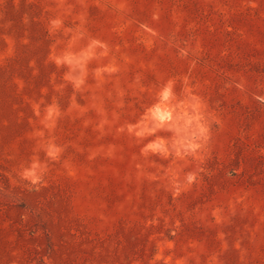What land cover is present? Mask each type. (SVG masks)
Instances as JSON below:
<instances>
[{"label": "rangeland", "instance_id": "obj_1", "mask_svg": "<svg viewBox=\"0 0 264 264\" xmlns=\"http://www.w3.org/2000/svg\"><path fill=\"white\" fill-rule=\"evenodd\" d=\"M0 264H264V0H0Z\"/></svg>", "mask_w": 264, "mask_h": 264}]
</instances>
